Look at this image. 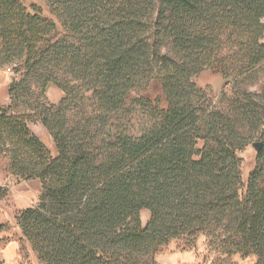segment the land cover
Instances as JSON below:
<instances>
[{
    "label": "trees",
    "instance_id": "16d2710c",
    "mask_svg": "<svg viewBox=\"0 0 264 264\" xmlns=\"http://www.w3.org/2000/svg\"><path fill=\"white\" fill-rule=\"evenodd\" d=\"M44 1L52 18L0 0V68L14 73L0 158L14 183L40 181L15 216L37 261L161 264V247L202 236L211 264H264V86L244 87L264 64V0ZM209 68L231 80L216 102L194 81Z\"/></svg>",
    "mask_w": 264,
    "mask_h": 264
},
{
    "label": "rangeland",
    "instance_id": "374dc122",
    "mask_svg": "<svg viewBox=\"0 0 264 264\" xmlns=\"http://www.w3.org/2000/svg\"><path fill=\"white\" fill-rule=\"evenodd\" d=\"M29 11H32V6L40 8L42 15L52 18L49 9L44 0H23ZM14 76L12 69L5 67L0 68V106H7L10 103L8 95V85ZM195 83L206 89L208 94L216 102L220 97L221 92L228 91L231 88V80L225 79L217 68H209L194 77ZM264 86V64L263 67L255 73L250 79L245 81L244 87L249 91L259 92ZM146 96L151 99H156L162 96L161 87L158 82L153 81L149 89L145 92ZM63 93L56 86L50 84L46 89V97L48 101L57 103ZM30 129L47 145L51 155L56 153L52 137L46 128L39 122L29 123ZM255 143H261L260 139H256L249 143L240 153L242 158V172L246 178L249 171L252 170L255 162V154L258 148ZM14 182V181H13ZM7 181L0 182V222L6 220L7 229L0 230V264H40L30 245L22 238L20 229L17 227L14 220L18 211L25 206H35L38 201L40 186L38 180H31L29 195L17 192L13 185L8 186ZM9 187V188H8ZM6 191V192H5ZM140 218L143 224L149 219V211L142 209ZM14 243H13V242ZM14 244L17 247V253L13 262L2 258L3 253L8 251L9 246ZM9 246L8 248H6ZM154 258L161 264H211V255L208 253L204 238L201 236L197 239L193 247H189L186 241L176 239L161 247L154 255Z\"/></svg>",
    "mask_w": 264,
    "mask_h": 264
},
{
    "label": "crops",
    "instance_id": "0c3cea01",
    "mask_svg": "<svg viewBox=\"0 0 264 264\" xmlns=\"http://www.w3.org/2000/svg\"><path fill=\"white\" fill-rule=\"evenodd\" d=\"M7 167H8V157L7 156H3V157L0 158V182L7 181V183H6L7 185L11 184V185L14 186V188L17 187L16 188L17 192H21V193H23L25 195L26 194L29 195L30 194V190H27V188L30 186V181L31 180L14 183L13 182L14 179L8 173ZM34 180H37V179H34ZM38 183H39V186H40V181L39 180H38ZM11 185H8V186H11ZM26 207H30V206H25L24 208H26ZM24 208H22V209H24ZM22 209H20V210H22ZM14 220H15V218H14ZM5 221L6 220H2V222H0V225H5L0 230L7 229V227H6L7 224L5 223ZM12 242H10L9 246H11V245L13 246L14 245V244H11ZM9 246H7L6 248H8ZM16 253H17V247L14 245L12 248H8V251L3 253L2 258L10 260V262H13L14 259H15ZM235 259L237 261L241 262L242 264H253L254 261H255V257L254 256H249V257H247L245 259H241L239 256H237V257H235ZM14 264H16V261H14Z\"/></svg>",
    "mask_w": 264,
    "mask_h": 264
},
{
    "label": "water",
    "instance_id": "95a60500",
    "mask_svg": "<svg viewBox=\"0 0 264 264\" xmlns=\"http://www.w3.org/2000/svg\"><path fill=\"white\" fill-rule=\"evenodd\" d=\"M261 143H255V146L259 149L260 148Z\"/></svg>",
    "mask_w": 264,
    "mask_h": 264
}]
</instances>
